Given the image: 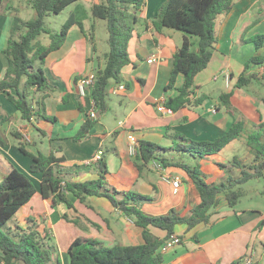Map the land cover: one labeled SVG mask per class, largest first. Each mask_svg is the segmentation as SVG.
I'll list each match as a JSON object with an SVG mask.
<instances>
[{"label":"crops","instance_id":"0c3cea01","mask_svg":"<svg viewBox=\"0 0 264 264\" xmlns=\"http://www.w3.org/2000/svg\"><path fill=\"white\" fill-rule=\"evenodd\" d=\"M98 1H79L85 8L84 23L88 21L90 28L86 26L87 33H84L78 26H73L64 44L45 60L44 71L50 89L45 98L35 105L42 116L34 115L31 121L22 119L16 106L5 93L0 92V180L16 167L36 184L41 183V173L30 169L31 157L19 148L20 139L16 135L19 132L31 153L36 154L40 150L47 154L62 149L59 155H65L66 160L55 168L65 181L83 182L97 178L96 162L85 164V161L102 149L110 172L108 181L119 183L120 191L132 190L150 197L138 204L144 212L159 215L176 208L186 215L200 201L191 178L181 168L165 167L167 173L181 179L180 187L174 189L161 179L151 163H144L138 155L129 154V135L135 134L139 140L160 145L157 155L161 158L190 165L199 163L206 180L211 183L225 182L229 176H238L242 169H248L250 164L255 163L248 136L260 126L264 129V95L259 91L260 87L264 88V80L255 78L243 87H236V83L244 72L246 76L260 77L264 74V44L257 48L252 41L254 36L264 33V0H234L232 10L217 17V42L210 64L196 77L199 87L196 98L176 111L169 109L166 102L169 97L178 94L177 88L184 82L183 75L177 77L174 88L167 89V85L172 73L173 56L186 34L167 27L156 31L152 18L165 0H145L128 45L130 63L122 69L120 81L112 79L109 82V107L103 114H99L95 107L97 117L93 118L96 120L93 128L85 138L76 140L74 136L90 111L79 107L81 99L76 77L96 73L109 49L96 33L103 21H95L91 14L92 6ZM8 6L17 7L14 0L5 5L6 8ZM14 15L11 10L0 13V79L7 68L3 50L11 34ZM93 24L95 29L91 33ZM193 49L198 50V47L194 45ZM153 55L157 59L149 62ZM254 56L262 61L252 63L246 71V63ZM226 74L230 75V80H227ZM120 85L125 88L119 89ZM230 92V105H227L221 95ZM201 95L205 97L202 103H195ZM207 100H210V106L205 107ZM162 103L166 107L164 111L158 110ZM237 121L244 122L243 130L218 153L200 158L172 148L176 143L175 133L192 140H214ZM262 181L264 177L244 183V194L233 207L221 194L218 204L211 210L209 224L202 223L191 230L185 225H178L176 233L183 235L182 242L164 253V264H241V260L251 254L253 264H264ZM36 196L38 201L42 200V206L34 201ZM248 196L250 204L244 205L242 199ZM68 198L74 208H68L64 202L54 208L49 199L36 192L15 219L26 226L27 218L34 217L39 230L58 247L54 260L59 257L62 264H70L68 248L79 236L95 237L107 247L143 242V229L106 198L94 195L81 202L71 193ZM150 231L161 238L167 234L165 230L152 226Z\"/></svg>","mask_w":264,"mask_h":264},{"label":"trees","instance_id":"16d2710c","mask_svg":"<svg viewBox=\"0 0 264 264\" xmlns=\"http://www.w3.org/2000/svg\"><path fill=\"white\" fill-rule=\"evenodd\" d=\"M79 1L30 0L36 16L25 20L19 16L17 7L6 8L4 0H0V13L4 10L15 13L11 34L3 50L7 68L3 78L0 79V92L5 93L24 120L31 121L34 115L42 116L35 105L45 98L50 89L44 71L47 56L64 44L73 26L76 25L87 33L84 26L85 8L79 4ZM72 3L77 4L76 9L71 12L61 29L52 33L46 25L47 15L60 14ZM144 3L145 0H99L92 6L91 14L94 20L106 21L109 49L104 55L103 64L99 63L94 86L86 96L80 95L79 107L82 110L88 111L92 105H95L98 113L103 114L108 109L109 82L112 79L120 81L122 69L130 63L128 45L134 26L139 20L138 13ZM233 6L234 0H165L156 16L152 18V25L156 31L167 27L186 34L182 45L173 56L172 73L167 85V89L174 88L177 77L183 75L184 82L177 88L178 94L169 97L166 102V106L172 111L184 108L196 98L199 88L196 77L210 64L217 42L216 19L220 14L230 12ZM93 29L95 24L92 25ZM42 34H50L49 44H43L38 40ZM190 35L198 37V50L193 49L196 43L190 39ZM89 39L93 38L89 36ZM252 41L257 48L262 47L264 33L254 36ZM261 61L260 57L254 56L246 63V71L252 63ZM80 78L76 77V82ZM255 78L264 80V74L260 77L246 76L244 72L240 75L236 87L246 86ZM231 95V92L221 95L227 105H230ZM204 98V95L199 96L195 103H202ZM95 122L88 111L87 119L74 138L76 140L85 138ZM243 128L244 122L237 121L222 136L214 140H192L181 133H175L176 143L172 148L188 152L193 157L204 158L218 153L230 141L237 138ZM16 135L20 139V150L32 159L31 171L41 173L42 178L41 183L36 184L26 173L13 167L0 180V264H62L59 257L54 260V255L58 252L57 245L49 241L48 235L39 230L34 217L27 218L26 226L16 221L12 225H7L10 220L16 219L21 208L29 203L36 192H40L43 198L49 199L50 205L54 208L60 202L66 203L68 208H74V204L68 198L69 193L81 202L94 195L106 198L112 206L121 210L143 229V242L138 245L116 244L107 247L95 237L79 236L68 248L70 264H164L165 254L160 247L171 234L177 232L178 225H185L191 230L199 224H209L211 210L218 204L221 194L226 196L229 205L233 207L244 194L242 189L244 183L264 177V129L261 126L248 136V145L255 154V163L250 164L248 169H242L238 176H229L220 184L208 182L199 163L190 165L183 161L173 162L161 158L157 155L160 145L148 140H140L138 157L144 163L157 159L164 167L175 166L183 169L200 195V201L186 215H182L176 208L170 209L166 214L150 215L138 207L139 203L150 199L149 196L132 190L120 191L116 187L110 188L107 179L110 172L104 158L97 161L94 166L98 174L97 178L83 182L65 181L55 168L66 160L65 155H59L61 148L47 154L40 150L34 154L25 147L22 134L17 132ZM119 195L122 197H118ZM151 226L165 230L166 236L161 238L153 234L150 231ZM178 234L183 237L182 234Z\"/></svg>","mask_w":264,"mask_h":264},{"label":"built area","instance_id":"2783aa9c","mask_svg":"<svg viewBox=\"0 0 264 264\" xmlns=\"http://www.w3.org/2000/svg\"><path fill=\"white\" fill-rule=\"evenodd\" d=\"M157 58L155 55L150 57L148 59L149 62L155 61ZM227 80H230V75L226 74ZM96 79V73L92 72L86 76L81 77L77 81V91L79 95L86 96L89 92V90L94 86ZM119 89L125 88L124 85H120L118 87ZM158 110L164 111L166 110L165 104L162 103L158 106ZM91 118H96V108L95 105H92V108L89 111ZM140 148V140L135 134L129 135V144H128V151L129 154L132 156H137L139 153ZM103 158V150L99 149L90 159H87L85 161V164H91L94 162H97ZM152 168L157 171L163 181H165L168 184H171L174 189H178L181 184V179L178 176H172L171 174L166 172V168L164 165L157 159H153L151 162ZM182 238L178 233L171 234L161 245L160 250L162 252H167L173 248H175L177 245L181 244ZM241 264H253V255H247L241 260Z\"/></svg>","mask_w":264,"mask_h":264},{"label":"rangeland","instance_id":"374dc122","mask_svg":"<svg viewBox=\"0 0 264 264\" xmlns=\"http://www.w3.org/2000/svg\"><path fill=\"white\" fill-rule=\"evenodd\" d=\"M10 2H11V0H4V5L9 4ZM14 4L17 5V8L21 11V13H19V16H21L23 19L28 20V19H32L36 16L35 10L30 4V0H14ZM88 4L89 3H87V5ZM76 5H77L76 3L70 4L60 14L51 13V14L47 15V17L45 19L46 25L50 28L52 33L57 32L61 29L64 22L69 18L71 12L76 9ZM95 21L99 22V21H101V19H97ZM102 21H103L102 27H100V29L97 30L96 33L98 34V36H100L102 38V43L104 44V46L109 48L108 42H107L108 29H107V25H105L106 21L105 20H102ZM84 26L85 27L87 26V28L90 26L88 21H85ZM91 30H92V28L90 29V31ZM88 35H90V34L88 33ZM49 37H50V34H42L41 36L38 37V40L43 44H47L50 42ZM191 38H192V41L195 42L196 46H197L198 37L196 35H192ZM46 39H47V41H46ZM259 91H262V95H264V88L260 87ZM208 92H210V91H208ZM209 104H210V100H207L205 102V107L210 106ZM46 144L48 146V143H46ZM262 182L264 184V181H262ZM109 186L112 189H113V187H116L117 189L121 188V185L114 180L112 182H109ZM37 196L35 197L36 200H34V201L38 204V206H42V202H41L42 200L40 199V201H38L39 198H37ZM242 200L244 201V203H243L244 205L250 204V201H251L249 199V196L244 197ZM21 213L23 214L24 210H22ZM14 222H15V218L13 220H10L7 225H12V224H14ZM25 223H26V221H25ZM7 225L4 227V229H6ZM156 230L159 231V229H156ZM60 232H62V231H60ZM62 236H63V234H62Z\"/></svg>","mask_w":264,"mask_h":264}]
</instances>
